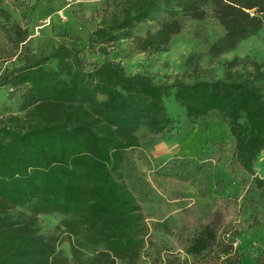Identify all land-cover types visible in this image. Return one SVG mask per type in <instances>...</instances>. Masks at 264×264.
<instances>
[{"label":"trees","instance_id":"trees-1","mask_svg":"<svg viewBox=\"0 0 264 264\" xmlns=\"http://www.w3.org/2000/svg\"><path fill=\"white\" fill-rule=\"evenodd\" d=\"M111 3L116 8L90 33L87 47L107 52L106 45L128 38L135 51L165 52L182 31L183 16L208 13L236 43L260 28L264 14V0ZM160 14L166 19L156 31L134 33ZM87 47L61 44L0 75V264H142L149 226L126 181L125 153L138 145V131L169 134L180 124L167 107L171 93L190 121L212 110L222 115L245 171L254 172L264 151V83H169L128 74L112 60L91 65L83 54ZM255 182L264 197V178ZM34 217L60 220L55 228L38 231ZM65 241L69 256L58 250ZM186 251L194 263L168 255L152 264H206L212 258V264H245L232 234L219 233L213 223L188 241ZM252 264H264V244Z\"/></svg>","mask_w":264,"mask_h":264},{"label":"rangeland","instance_id":"rangeland-1","mask_svg":"<svg viewBox=\"0 0 264 264\" xmlns=\"http://www.w3.org/2000/svg\"><path fill=\"white\" fill-rule=\"evenodd\" d=\"M115 5L111 0H0V75L27 58L49 55L61 44L87 47L90 33ZM260 17V28L236 43L227 38L219 19L208 13L204 18L183 16V29L165 52L135 51L133 40L126 38L106 45L107 52L87 47L83 54L91 65L112 60L123 64L128 74L146 73L169 83L176 79L264 83V14ZM165 19L160 14L141 23L134 33L146 36ZM167 107L180 124L169 134L138 131V145L125 153L126 181L149 226L141 263L152 264L157 256L168 255L194 263L186 251L188 241L213 223L219 233L232 234L243 262L252 264L257 247L264 244V197L255 182V177L264 178V151L249 173L237 161L228 124L218 111L190 121L174 93L168 96ZM29 218L30 214L23 217ZM32 220L35 229L47 231L60 218ZM58 250L69 256V241ZM214 262L212 258L206 264Z\"/></svg>","mask_w":264,"mask_h":264}]
</instances>
